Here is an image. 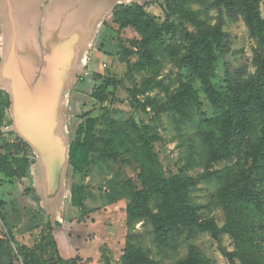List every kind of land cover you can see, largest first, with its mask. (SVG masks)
I'll return each mask as SVG.
<instances>
[{"label": "rangeland", "instance_id": "1", "mask_svg": "<svg viewBox=\"0 0 264 264\" xmlns=\"http://www.w3.org/2000/svg\"><path fill=\"white\" fill-rule=\"evenodd\" d=\"M222 1L153 3L143 9L145 15L153 17L152 36L138 28L136 17L142 13L137 11L119 10L114 20L115 8L105 21L104 44L102 49H96L102 58H97L93 68L94 72L100 71L103 64V72L94 75L96 83L72 107L74 134L84 121L81 115L85 112L90 111V119L96 120L93 165L89 169L92 179L88 182L90 200L105 199V194H109L127 205L133 193L144 189L143 163L146 161L139 146L131 140V134L123 129L131 120L147 129L164 176L181 175L191 181L192 203L199 208L202 222L211 229L190 240L182 236L180 246L175 249L159 244L151 219L134 222L123 237L114 238V246L106 251L110 264L121 263L127 234L132 244L147 252L156 264H185L192 247L199 249L209 264H243L238 258L240 249L247 250L248 244L257 246L264 263V216L249 207L231 203L229 197L235 185L246 176L251 191L264 200V95L257 99L247 87L256 71L254 51L260 45L242 18L232 19L228 15ZM260 8L264 17V0ZM202 41L212 42L217 56L211 67L196 62L195 55ZM99 77L112 85L102 103L91 96L99 85ZM205 82L213 89L212 97L207 94ZM5 104L6 97L0 92V114ZM238 109L247 112L241 140L230 139L219 121ZM8 124L6 116L0 120V137L8 134ZM5 138L13 141V136ZM214 151L223 154V159L213 161ZM39 180L35 181L37 185L42 184V179ZM23 181L21 185L7 179L0 181L4 183L0 199L7 201L6 207L0 210V264H17L16 247L6 236L3 217L15 239L29 248L40 241L45 223L54 219L50 221L51 216H47L44 208L54 199L33 189L30 181ZM67 188L69 191L70 184ZM34 197L40 199V207L45 212L38 210ZM73 208L66 203V224L57 232L61 255L73 258L80 250V254L91 260L83 259L79 264H104L98 241L92 239L96 237L86 236L92 232L100 235L102 224L96 228L88 223L77 225L75 221L83 215ZM150 210L158 214L155 202L150 203ZM113 224L121 228L122 221L118 217ZM43 248L34 255L37 264H58L53 252ZM224 253L233 256L229 260Z\"/></svg>", "mask_w": 264, "mask_h": 264}, {"label": "crops", "instance_id": "2", "mask_svg": "<svg viewBox=\"0 0 264 264\" xmlns=\"http://www.w3.org/2000/svg\"><path fill=\"white\" fill-rule=\"evenodd\" d=\"M151 1L0 0V90L10 98L7 133L20 137L36 159L26 178L9 179L0 174V181L7 179L21 185L28 180L33 189L54 199L44 208L50 221L54 218L51 223L56 240L57 232L66 224V203L72 206L68 184H85L88 190L92 179L84 180L81 173L72 172L69 166V147L75 138L72 107L96 83L94 75L103 72V64L100 71L94 72L93 68L97 58H102L96 49H102L104 44L105 21L119 6ZM39 179L41 185L35 183ZM1 184L4 183H0V189ZM85 206L83 221L79 222V217L75 223H88L92 228L103 225L100 235H86L96 237L92 239L98 241L100 256L101 247L112 248L114 238L123 237L127 230L126 203L109 204L101 197L91 201L88 193ZM77 212L80 215L78 209ZM118 217L121 228L113 224ZM97 236L100 239L96 240ZM76 253L75 257L91 259L80 254V250Z\"/></svg>", "mask_w": 264, "mask_h": 264}, {"label": "trees", "instance_id": "3", "mask_svg": "<svg viewBox=\"0 0 264 264\" xmlns=\"http://www.w3.org/2000/svg\"><path fill=\"white\" fill-rule=\"evenodd\" d=\"M161 0H153L145 3L144 6L137 4L128 6H119L115 11L113 18L119 10L124 12H140L141 17H136L139 20V29H144L143 34L152 36L155 23L153 17L145 15L143 9L153 3ZM166 1V0H164ZM160 3V2H159ZM224 7L227 9L228 15L232 19L242 18L248 27L250 33L259 39V48L254 51V60L256 71L251 76L247 87L251 92H254V97L261 99L264 95V17L261 13V0H223ZM134 10V11H133ZM196 25H199L195 19ZM148 40V39H147ZM149 43H146L145 48H149ZM196 52V62L200 66L207 65L209 67L217 60V56L212 48V42L202 41V45L198 46ZM151 59V57H150ZM145 66V64H144ZM99 85L93 90L91 96L102 103L106 100L105 92L112 86L102 77H99ZM207 94L212 97L213 89L208 82H205ZM6 97V104L1 110L0 120L6 116L7 109L10 105V98L7 93L0 90ZM102 93V96L100 95ZM244 108V106L242 107ZM243 109H238L235 114L224 115L219 119L222 125L226 128L228 137L238 140L243 139V128H245L247 119ZM91 112L82 114L83 122L80 123L76 130L75 138L70 143L69 147V166L74 173H81L83 179L89 178V169L93 165L91 157L93 149L95 119H90ZM10 123V122H9ZM9 125V124H8ZM124 131L130 135L131 140L139 146L143 160V179L144 189L133 193L130 203L126 205V227H129L137 221L151 219L154 224V232L157 241L164 247H172L178 249L180 239L185 236L186 240L193 239L200 234L210 232L211 229L201 220L199 208L192 203L193 185L191 181L181 175H175L166 178L162 172L161 166L157 160L156 154L153 152V140L147 133L145 127H140L133 121H128L124 126ZM262 140H264V128L262 130ZM13 136V141H6L3 133L0 139V174L6 178L22 180L26 178L31 168L35 165L36 159L31 148L18 136L13 133H8ZM234 138V139H235ZM213 161L223 159L224 155L216 151L212 152ZM88 190L85 184H70V200L71 205L77 208L84 217L85 200L88 198ZM231 197V203L238 204L241 207H249L255 212L264 216V200L263 198L251 191L249 188V177L244 176L240 183L234 187ZM105 199L109 204L120 202L114 199L109 194H105ZM38 205V210L44 211L40 207V199L34 197ZM155 202L158 214H153L150 210V203ZM7 202L0 199V210L6 207ZM83 217L79 222L83 221ZM4 227L7 231V238L16 247L14 258L17 264H37L35 254L39 248L46 247L56 257L58 264H79L83 259L79 256L65 260L62 258L57 240L54 235L53 224L47 221L40 235V241H36L32 248L20 244L14 237L12 231L7 225L4 217L2 218ZM59 226L56 224V227ZM43 246V247H42ZM120 264H156L150 259V256L142 248L132 244L130 235H126V244ZM44 249V248H43ZM110 250L107 247L100 248L101 260L104 264H110V259L105 255L106 251ZM239 259L243 264H264L261 260L260 250L256 245H247V250L240 249ZM230 260L233 255L223 254ZM91 260V259H88ZM232 262V261H231ZM185 264H209V259L197 248L192 247L189 251V256Z\"/></svg>", "mask_w": 264, "mask_h": 264}]
</instances>
